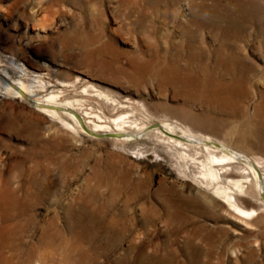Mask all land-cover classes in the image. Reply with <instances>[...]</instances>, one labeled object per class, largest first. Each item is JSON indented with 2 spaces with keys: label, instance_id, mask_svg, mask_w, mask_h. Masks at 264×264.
I'll return each mask as SVG.
<instances>
[{
  "label": "rangeland",
  "instance_id": "rangeland-1",
  "mask_svg": "<svg viewBox=\"0 0 264 264\" xmlns=\"http://www.w3.org/2000/svg\"><path fill=\"white\" fill-rule=\"evenodd\" d=\"M263 32L264 0H0V62L19 66L15 76L43 74L61 101L178 120L264 160L254 133L264 121ZM206 78L219 91L198 85ZM94 87L130 107L104 104ZM110 137L73 131L0 92V264H264V212L238 224L205 191L200 164L154 137ZM249 190L244 203L254 207ZM48 230L56 240L43 248Z\"/></svg>",
  "mask_w": 264,
  "mask_h": 264
},
{
  "label": "bare ground",
  "instance_id": "bare-ground-1",
  "mask_svg": "<svg viewBox=\"0 0 264 264\" xmlns=\"http://www.w3.org/2000/svg\"><path fill=\"white\" fill-rule=\"evenodd\" d=\"M215 1V0H214ZM217 3V1H216ZM213 4V3H212ZM222 4V3H219ZM234 4V3H233ZM214 5V4H213ZM209 6V5H208ZM201 7V6H200ZM206 7V6H205ZM215 7V6H213ZM212 7V8H213ZM221 7V6H219ZM208 8V7H206ZM209 9V8H208ZM214 9V8H213ZM204 10V9H202ZM206 10V9H205ZM248 10V9H247ZM208 11V10H207ZM245 12V11H244ZM249 12V11H248ZM214 13V12H213ZM198 14V13H197ZM231 14V13H230ZM240 14V13H239ZM246 14V12H245ZM250 14V13H249ZM253 14V13H252ZM257 14V13H256ZM260 15V13L258 12ZM257 14V15H258ZM201 15V14H199ZM258 15V16H259ZM204 15L202 14V17ZM206 16V15H205ZM216 16V15H215ZM240 16V15H238ZM244 16V15H243ZM251 16V15H250ZM199 17V16H198ZM197 17V18H198ZM217 17V16H216ZM218 18V17H217ZM227 18V17H226ZM241 18V16H240ZM239 18V19H240ZM252 18V17H251ZM258 18V17H256ZM260 18V17H259ZM234 19V18H232ZM248 19V18H247ZM246 19V20H247ZM198 20V19H197ZM238 20V19H237ZM245 20V21H246ZM251 20V19H250ZM254 20V19H253ZM225 21V20H224ZM241 21V20H240ZM226 22V21H225ZM229 22V21H228ZM234 22V21H233ZM236 22V19H235ZM230 23V22H229ZM232 23V22H231ZM244 23V22H243ZM250 23V22H249ZM227 24V23H226ZM246 24V23H245ZM254 24V23H253ZM262 24V23H261ZM232 25V24H230ZM238 25V24H236ZM240 25V24H239ZM243 25V24H242ZM263 25V24H262ZM202 26V25H201ZM227 27V26H226ZM232 27V26H231ZM238 27V26H237ZM262 27V26H261ZM240 28V26H239ZM231 29V28H230ZM259 29V28H258ZM235 30V29H234ZM246 30V29H245ZM260 31V30H259ZM248 32V31H247ZM264 33V32H263ZM240 36V35H238ZM230 56V54H229ZM226 59V58H225ZM242 59V58H241ZM239 60V59H238ZM218 61V60H217ZM223 61V60H222ZM221 61V63H222ZM228 61V60H227ZM244 61V60H243ZM230 62V61H229ZM228 62V63H229ZM233 62V61H232ZM0 62V92L3 94L11 95L15 98H25L34 103L38 110L50 117H54L63 121L68 127L76 132H86V127H88L92 135L96 136L99 134L111 135L110 138L124 141V142H139L141 140L154 137L158 141L166 144L169 148L176 151L185 159H191L194 162L202 166V176L201 183L205 188L218 201L227 207L228 212L234 215L237 220L236 223L244 225L251 224V220L259 218L264 212V160L255 157H250L242 151L233 149L226 142L221 141L212 135L197 133L190 126L185 125L178 120H163L157 123H153L150 118L152 116H147L143 119L133 118L134 115L132 111H124L117 116L109 117L107 114L101 110V112L94 109V107H86V100L76 99V100H66L61 101L63 90H51L49 92L50 82L45 80L43 74L31 73L22 74L20 76H15L12 74L11 70L18 69L13 62L6 64H1ZM164 63V62H163ZM219 62V64H221ZM162 64V63H161ZM167 63H165L166 65ZM176 64V62H175ZM192 65V64H191ZM216 65V64H215ZM246 65V64H245ZM48 69L51 67L45 65ZM167 66V65H166ZM170 66V65H169ZM225 66V65H224ZM229 65H227L228 67ZM235 66V65H233ZM238 66V65H237ZM172 67V66H171ZM166 68V67H165ZM187 68V67H186ZM222 68V67H221ZM46 69V68H45ZM189 69V68H188ZM187 69V70H188ZM198 69V68H197ZM224 69V68H223ZM217 70V69H216ZM219 70V69H218ZM49 71V70H48ZM182 71V70H181ZM159 72V71H158ZM189 72V71H187ZM44 73V72H42ZM182 73V72H181ZM197 73V72H196ZM160 74V72H159ZM169 74V73H168ZM167 74V75H168ZM190 74V73H189ZM193 74V73H192ZM176 75V74H175ZM220 75V74H219ZM26 76V78H24ZM160 76V75H159ZM180 76V73H179ZM188 77V75H186ZM251 76V75H250ZM162 77V76H161ZM183 78V77H182ZM177 80V79H176ZM168 81V80H167ZM182 81V80H181ZM184 81V80H183ZM221 81V79H220ZM164 82V81H162ZM169 82V81H168ZM185 82V81H184ZM198 85L200 84L204 89L213 88L216 92L219 91V84L213 78H206L201 83V80H197ZM58 83V82H57ZM221 83V82H220ZM61 86H66L64 82H59ZM58 84V85H59ZM190 84V83H189ZM226 85V84H225ZM53 86V85H52ZM55 86V85H54ZM189 86V85H188ZM193 86V85H192ZM93 87V86H92ZM226 87V86H225ZM224 87V88H225ZM95 88V87H94ZM96 95L104 100V104H109L115 108H126L123 102H120L112 98L108 93L96 89ZM94 90V91H95ZM245 90V89H244ZM88 93V87L85 88ZM39 92H48L45 95H39ZM83 92V91H82ZM243 92V91H242ZM220 92H218L219 94ZM232 93V91H231ZM263 93V92H262ZM230 94V93H229ZM240 94V93H239ZM243 94V93H242ZM223 95V94H222ZM228 95V93H227ZM91 96V95H90ZM94 96V95H93ZM221 96V95H220ZM233 96V95H232ZM235 96V94H234ZM233 96V97H234ZM98 98V99H99ZM218 100V99H217ZM264 100V99H263ZM88 101V100H87ZM219 101V100H218ZM86 102V103H85ZM211 102V101H210ZM226 102V101H225ZM228 102V101H227ZM224 103V102H223ZM222 104V103H221ZM217 105V104H216ZM224 104L221 105V107ZM232 105V104H231ZM239 105V104H238ZM227 106V105H226ZM229 106V105H228ZM236 106V105H235ZM219 107V106H218ZM233 107V106H232ZM61 108V110L59 109ZM227 108V107H226ZM225 109V108H224ZM264 111V110H263ZM132 113V114H131ZM237 113V112H236ZM260 113V112H259ZM258 113V114H259ZM64 115L69 117L74 121H68L64 118ZM236 115V114H235ZM262 115V114H261ZM263 116V115H262ZM259 122V121H258ZM83 123L85 125H83ZM247 123V122H245ZM249 124V123H247ZM252 124V123H251ZM215 125V124H214ZM245 126V125H244ZM248 127H251L247 125ZM244 131V130H243ZM251 132V131H250ZM256 136H264V121L260 122L254 129ZM252 133V132H251ZM249 135V134H248ZM249 137V136H248ZM254 138V135H253ZM257 138V137H256ZM239 139V138H238ZM241 139V138H240ZM244 141V140H243ZM258 142V141H257ZM252 143V142H250ZM238 144V143H237ZM243 144V143H241ZM249 144V143H248ZM259 144V143H258ZM262 144V143H261ZM261 147V146H260ZM238 148V147H237ZM254 148V147H253ZM257 148V147H256ZM262 148V147H261ZM259 148V150L261 149ZM263 150V149H262ZM127 182V181H125ZM142 184V183H141ZM134 186V185H133ZM253 187L256 190V195L253 198L256 200V206L248 207L244 203V198L250 194L249 188ZM119 188V187H118ZM122 188V187H121ZM115 189V194L120 192V189ZM175 188V186H174ZM134 191L131 194V199L139 197V190L137 187L132 188ZM169 189V188H168ZM173 189V188H172ZM176 189V188H175ZM203 190V189H202ZM17 191V190H15ZM19 191V190H18ZM17 191V192H18ZM122 191V190H121ZM168 191V190H165ZM164 191V193H165ZM176 191V190H174ZM158 193V192H157ZM162 193V192H160ZM169 193V192H166ZM172 193V192H171ZM174 193V192H173ZM178 193V192H177ZM180 193V191H179ZM160 195V194H159ZM158 195V196H159ZM164 195V194H163ZM167 195V194H165ZM170 195V194H169ZM175 195V193H174ZM183 195V194H182ZM179 196V195H178ZM177 196V197H178ZM210 196V195H209ZM162 197V196H161ZM168 197V196H167ZM166 197V198H167ZM170 197V196H169ZM183 197V196H182ZM185 197H187L185 195ZM190 197V196H189ZM164 198V197H163ZM252 198V197H251ZM173 199V198H172ZM179 199V198H178ZM200 200L196 196L194 198ZM176 200V199H175ZM189 200V199H187ZM166 201V200H165ZM177 201V200H176ZM176 201L174 203H176ZM186 201V199H185ZM195 201V200H194ZM180 202H182L180 200ZM206 202V201H205ZM168 203V202H167ZM170 203V202H169ZM178 203V202H177ZM189 203V202H188ZM203 205V202H201ZM25 204V203H24ZM23 204V205H24ZM183 204V202H182ZM196 204V203H194ZM173 205V204H172ZM187 205V204H186ZM190 205V204H189ZM193 205V204H192ZM200 205V203H199ZM254 205V204H253ZM184 206V205H183ZM126 207V206H125ZM142 208V207H141ZM148 208V207H147ZM168 208V206H167ZM175 215L184 218L185 209H181L180 206L177 207ZM151 209V208H150ZM150 209L149 212L151 211ZM188 210V209H187ZM24 211V209H23ZM126 211V210H125ZM171 211V210H168ZM148 212V213H149ZM173 212V213H174ZM187 212V211H186ZM147 213V212H146ZM147 213V215H148ZM172 213V214H173ZM186 215V214H185ZM146 218V217H145ZM146 220V219H145ZM53 223V222H52ZM148 223V221H147ZM83 225V223H80ZM145 224V223H144ZM182 224V222H181ZM48 225V224H47ZM46 225V226H47ZM93 225V224H92ZM91 225V226H92ZM183 225V224H182ZM180 225L177 228H181ZM49 226V225H48ZM51 226V225H50ZM55 227V226H54ZM53 227V228H54ZM78 228V227H77ZM85 228V227H84ZM47 229V228H46ZM87 229V228H86ZM89 229V228H88ZM178 229V230H179ZM92 230V229H91ZM177 230V231H178ZM203 230V229H202ZM201 230V231H202ZM43 231V230H42ZM77 231V229H76ZM93 231V230H92ZM91 231V232H92ZM176 231V230H175ZM176 231V232H177ZM197 231V230H196ZM58 232V231H57ZM89 232V230H88ZM54 233V232H53ZM51 230L44 232L41 235V245L43 248L52 246L54 244V239L56 240L54 234ZM61 233V232H60ZM80 233V232H79ZM86 233V232H85ZM90 233V232H89ZM199 233V232H198ZM170 234V233H169ZM189 234V233H188ZM196 234V233H195ZM56 235V234H55ZM87 235V234H86ZM168 235V234H167ZM172 236V234H170ZM174 235V234H173ZM82 236V235H81ZM92 236V235H91ZM169 236V235H168ZM185 236V235H184ZM192 236V235H191ZM190 236V237H191ZM85 237V236H83ZM88 237V236H87ZM188 237V236H187ZM194 237V236H193ZM197 237V236H196ZM59 239L61 237H58ZM170 238V237H169ZM168 238V240H169ZM201 238V237H200ZM205 238V237H204ZM207 238V237H206ZM66 239V238H63ZM202 239V238H201ZM208 239V238H207ZM95 240V239H94ZM191 240V239H189ZM215 240V239H213ZM64 241V240H63ZM93 242V241H92ZM99 242V241H98ZM97 242V243H98ZM56 243V242H55ZM61 243V241H60ZM91 243V242H90ZM94 243V242H93ZM188 243V242H187ZM191 243V241H190ZM57 244V243H56ZM59 244V241H58ZM64 244V243H63ZM95 244V243H94ZM196 244V243H195ZM194 244V245H195ZM62 245V244H60ZM198 245V244H197ZM40 246V245H39ZM199 246V245H198ZM197 246V247H198ZM34 247V246H33ZM55 247V246H54ZM62 247V246H61ZM65 247V246H64ZM46 248V249H47ZM60 248V247H58ZM57 248V249H58ZM83 248V247H82ZM92 248V247H91ZM155 248V247H154ZM196 248V247H194ZM199 248V247H198ZM36 249V248H35ZM56 249V248H55ZM65 249V248H64ZM94 249V247H93ZM44 250V249H42ZM50 248L48 249V251ZM60 250V249H59ZM67 250V249H65ZM96 250V249H94ZM146 250V249H145ZM159 250V249H158ZM157 250V251H158ZM203 250V249H201ZM47 251V250H46ZM45 251V252H46ZM47 251V252H48ZM51 251V250H50ZM57 251V250H55ZM91 251V250H90ZM35 252V251H34ZM44 252V254H45ZM59 252V251H58ZM172 252V251H171ZM195 252V251H194ZM201 252V251H200ZM37 253V252H36ZM42 253V252H40ZM78 253V251H77ZM88 253V252H86ZM143 253V252H142ZM199 253V252H198ZM54 254V253H53ZM63 254V253H62ZM81 254V253H80ZM85 254V253H84ZM84 254H81L83 257ZM147 254V253H146ZM154 254V253H153ZM175 254V253H173ZM192 254V253H191ZM47 255V254H46ZM51 255V252L50 254ZM88 255V254H87ZM144 255V254H143ZM158 255V254H156ZM164 255V254H163ZM203 255V254H201ZM30 256V255H29ZM40 256V255H39ZM44 256V255H43ZM41 256V257H43ZM63 256V255H62ZM67 256V255H66ZM64 256V257H66ZM74 256V255H73ZM92 256V255H91ZM148 256V255H147ZM151 256V255H150ZM162 256V255H160ZM194 256H197L194 255ZM31 257V256H30ZM28 257V258H30ZM70 257V256H69ZM80 257V256H79ZM78 257V258H79ZM138 257V256H137ZM140 257V256H139ZM146 257V256H145ZM153 257V256H152ZM156 257V256H155ZM32 258V257H31ZM35 258V257H34ZM49 259V257H47ZM81 258V257H80ZM158 258V257H156ZM155 258V259H156ZM164 258V257H163ZM195 258V257H194ZM197 258V257H196ZM47 259V260H48ZM72 258H70L71 260ZM150 259V258H149ZM168 259V258H167ZM174 261L176 260L173 258ZM191 259V258H190ZM198 259V258H197ZM31 260V259H30ZM44 260V259H43ZM42 260V261H43ZM50 260V259H49ZM51 262V260L49 261ZM81 260V259H80ZM79 260V261H80ZM84 260V259H83ZM81 260V261H83ZM157 260V259H156ZM162 260V259H161ZM170 260V259H169ZM53 261V260H52ZM65 261V260H64ZM67 261V260H66ZM77 261V260H76ZM149 261V260H148ZM191 261V260H190ZM54 262V261H53ZM56 262V261H55ZM54 262V263H55ZM72 262V261H71ZM167 262V261H166ZM177 262V261H176ZM174 262V263H176ZM85 263V262H84ZM140 263V262H139ZM159 263V262H158ZM163 263V262H162ZM161 263V264H162ZM179 263V262H177ZM176 263V264H177ZM193 263V262H192ZM51 264V263H50ZM75 264V263H74ZM76 264H79L78 262ZM148 264V263H147ZM151 264V263H150ZM180 264V263H179ZM182 264V263H181Z\"/></svg>",
  "mask_w": 264,
  "mask_h": 264
},
{
  "label": "water",
  "instance_id": "water-1",
  "mask_svg": "<svg viewBox=\"0 0 264 264\" xmlns=\"http://www.w3.org/2000/svg\"><path fill=\"white\" fill-rule=\"evenodd\" d=\"M59 109H61V108H59ZM83 125H85V124L83 123ZM85 129H86V131H88L89 133H92L91 130H90L88 127H86ZM96 136L103 137V136H111V135H108V134H99V135H96Z\"/></svg>",
  "mask_w": 264,
  "mask_h": 264
}]
</instances>
